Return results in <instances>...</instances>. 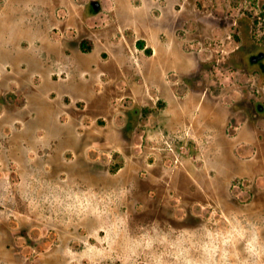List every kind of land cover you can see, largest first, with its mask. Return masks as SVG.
Masks as SVG:
<instances>
[{"label":"rangeland","instance_id":"rangeland-1","mask_svg":"<svg viewBox=\"0 0 264 264\" xmlns=\"http://www.w3.org/2000/svg\"><path fill=\"white\" fill-rule=\"evenodd\" d=\"M261 49L264 0H0V264H264Z\"/></svg>","mask_w":264,"mask_h":264},{"label":"flooded vegetation","instance_id":"flooded-vegetation-1","mask_svg":"<svg viewBox=\"0 0 264 264\" xmlns=\"http://www.w3.org/2000/svg\"><path fill=\"white\" fill-rule=\"evenodd\" d=\"M91 6H93L97 10L100 8V4L98 5L96 2H92ZM251 61H252L253 65L260 68L261 73H264V50L263 49L259 50L256 54H254L251 57ZM258 108L260 111H264L263 106L258 105ZM260 108H262V110Z\"/></svg>","mask_w":264,"mask_h":264},{"label":"water","instance_id":"water-1","mask_svg":"<svg viewBox=\"0 0 264 264\" xmlns=\"http://www.w3.org/2000/svg\"><path fill=\"white\" fill-rule=\"evenodd\" d=\"M99 5V2H96ZM262 110V108H260Z\"/></svg>","mask_w":264,"mask_h":264}]
</instances>
